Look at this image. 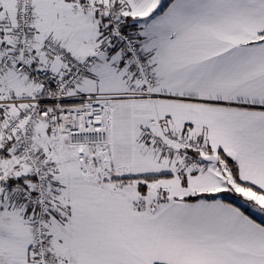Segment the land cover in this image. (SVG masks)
<instances>
[{
	"label": "snow or ice",
	"instance_id": "6c2138e0",
	"mask_svg": "<svg viewBox=\"0 0 264 264\" xmlns=\"http://www.w3.org/2000/svg\"><path fill=\"white\" fill-rule=\"evenodd\" d=\"M0 264H264V0H0Z\"/></svg>",
	"mask_w": 264,
	"mask_h": 264
}]
</instances>
